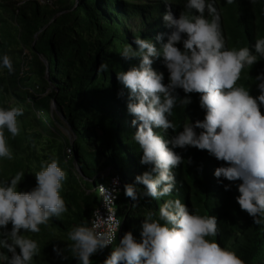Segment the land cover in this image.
Instances as JSON below:
<instances>
[{"label":"trees","instance_id":"16d2710c","mask_svg":"<svg viewBox=\"0 0 264 264\" xmlns=\"http://www.w3.org/2000/svg\"><path fill=\"white\" fill-rule=\"evenodd\" d=\"M183 5L184 0H175L169 7L178 15ZM216 7L226 47L249 46L251 50L255 38L264 35V0H232L231 4L217 0ZM165 11L164 2L0 0V54H7L13 66L11 73L0 70V106L23 108L17 117L19 132L7 140L13 158L0 159V180L7 181L22 171L17 190H30L36 183L34 172L39 170V161L53 155L65 171L60 194L67 211L60 219L50 217L47 226H39V232L26 233L39 248L30 264H78L67 248L70 241L66 233L71 226L91 219L99 205L102 198L98 187L106 179L98 174L112 167L126 184H133L134 177L148 169L139 162L141 151L132 140L136 126L126 109L127 89L115 73L138 65L139 58L125 60L119 54L133 37L151 39L158 48L167 40L171 28L162 19ZM158 33L162 34L160 41L156 40ZM177 46L181 47L179 43ZM101 61L108 64V71L97 72ZM152 67L164 73L163 82L167 83L162 57L155 58ZM260 72H264V57L242 69L237 80L253 97L259 92L254 77ZM120 91L123 94L118 96ZM176 93L191 97L185 106L177 102L168 117L179 131L186 118L190 122L203 119L204 111L198 104L199 93L186 94L180 88ZM65 124L69 135L59 128ZM154 131L165 139L174 135L172 129ZM174 151L182 162L172 169L173 190L166 197H140L143 186H137V200L127 197L132 209L121 236L130 230L139 240L143 213L149 209L155 213L163 200L179 198L200 215L216 216L217 232L210 239L230 247L244 264H264V223L254 224L239 208L235 196L240 181L215 177L214 169L224 162L207 150L185 146ZM225 183L231 184L230 189H224ZM122 203L118 201L120 220L126 215ZM5 228L10 229L11 224ZM119 239L118 234L111 247L93 253L90 264H102ZM0 252L11 255L6 249Z\"/></svg>","mask_w":264,"mask_h":264},{"label":"clouds","instance_id":"9594fccd","mask_svg":"<svg viewBox=\"0 0 264 264\" xmlns=\"http://www.w3.org/2000/svg\"><path fill=\"white\" fill-rule=\"evenodd\" d=\"M216 2L184 0V10L174 15L170 0H164L162 19L171 28L167 40L158 48L151 39L133 37L132 43L124 44L119 51L125 60L139 58L138 65L115 75L127 89L126 109L136 126L132 140L141 151L139 162L149 166L134 177L135 183L125 184L123 192L132 201L137 200V186H143L140 197L168 196L175 184L172 169L182 162L174 149L194 146L224 162L214 169L215 177L240 181L235 200L259 225L264 223V72L254 77L259 90L255 97L237 80L242 69L264 57V35L255 38L251 50L249 46L226 47ZM225 2L231 4L232 0ZM161 37L158 33L156 40ZM157 57H162L167 83L163 82L164 73L152 67ZM108 67L101 61L97 72L108 71ZM3 69L13 71L7 54H0ZM177 88L186 94L199 93L198 104L204 111L203 119L190 122L186 118L179 131L168 117L177 102L185 106L191 97H179ZM22 112L21 106H0V159L13 158L7 140L18 134L17 117ZM155 128L172 129L174 135L165 139ZM39 165L30 190H17L22 171H16L7 181L0 180V249L11 254L0 252V261L6 264H30L39 248L26 233L39 232V226H47L50 217L60 219L67 211L60 194L65 171L54 155L41 159ZM223 187L228 190L231 184ZM143 217L140 239L125 231L102 264H244L230 247L210 239L217 232L216 216L200 215L179 198L163 200L155 213L149 209ZM9 223L11 228H5ZM101 225L104 230H100ZM110 225V216L101 220L93 213L87 222L69 228L67 248L78 264H90V256L112 242ZM54 250L59 253L55 246Z\"/></svg>","mask_w":264,"mask_h":264},{"label":"water","instance_id":"95a60500","mask_svg":"<svg viewBox=\"0 0 264 264\" xmlns=\"http://www.w3.org/2000/svg\"><path fill=\"white\" fill-rule=\"evenodd\" d=\"M54 107L55 106L53 105V108ZM98 177H103L106 179V183L100 184L99 187L103 188L104 191H106V193L110 196L111 201L113 203V207H114L116 216H117V209H118V201L124 202V203H122V205H123L122 209H124L123 212H126V215L122 220H120L117 217V219L120 222V230H119V238H120L121 232H122L123 227L126 223L127 216L132 209V201L129 200L124 195V192H123V188H124V185L126 184V181L118 172L114 171L112 167H108V168L104 169L102 172H100L98 174ZM114 179L117 181L115 184L113 183Z\"/></svg>","mask_w":264,"mask_h":264},{"label":"built area","instance_id":"2783aa9c","mask_svg":"<svg viewBox=\"0 0 264 264\" xmlns=\"http://www.w3.org/2000/svg\"><path fill=\"white\" fill-rule=\"evenodd\" d=\"M42 1L46 2L48 0H42ZM98 190H99V193H100L102 199H101L99 205L97 206V208L95 209V211L93 213H96L97 216H99V218L101 220H103L105 217H108V216L111 217V225L110 226H111V230L113 232V240L109 245L105 246V247H111L114 244V242L117 238V235L119 234L120 222L117 219V216L115 214V210H114L113 203L111 201L110 196L106 193V191H104L103 188L99 187ZM92 217H93V215H92ZM104 227H105L104 225H101L100 230H104Z\"/></svg>","mask_w":264,"mask_h":264},{"label":"rangeland","instance_id":"374dc122","mask_svg":"<svg viewBox=\"0 0 264 264\" xmlns=\"http://www.w3.org/2000/svg\"><path fill=\"white\" fill-rule=\"evenodd\" d=\"M128 1L135 2V3H144V4H146V3H149V4H155L156 3L157 4V3L164 2V0H128ZM171 2L173 3V2H175V0H170V3ZM53 111H56L55 107L53 108ZM62 120L64 121V119H62ZM59 128L64 134L69 135L70 131L68 129L67 124L62 125Z\"/></svg>","mask_w":264,"mask_h":264}]
</instances>
